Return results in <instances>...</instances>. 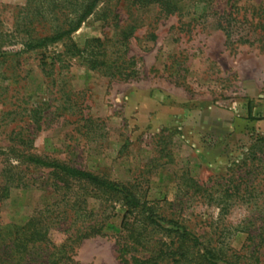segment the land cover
I'll return each mask as SVG.
<instances>
[{
    "label": "rangeland",
    "instance_id": "374dc122",
    "mask_svg": "<svg viewBox=\"0 0 264 264\" xmlns=\"http://www.w3.org/2000/svg\"><path fill=\"white\" fill-rule=\"evenodd\" d=\"M106 1L71 39L83 48L130 32L138 75L127 81L58 57L61 44L16 55L12 25L25 0H0V170L7 160L29 183L0 205V231L65 197L76 207L51 230L52 243L96 223L101 235L74 245L73 262L121 264L124 208L116 198L81 183L55 193L48 170L19 165L18 155L28 154L121 184L177 213L204 245L240 264H264V0H218L205 10L182 0L172 16L112 0L118 27ZM217 198L232 206L222 212Z\"/></svg>",
    "mask_w": 264,
    "mask_h": 264
},
{
    "label": "trees",
    "instance_id": "16d2710c",
    "mask_svg": "<svg viewBox=\"0 0 264 264\" xmlns=\"http://www.w3.org/2000/svg\"><path fill=\"white\" fill-rule=\"evenodd\" d=\"M181 1L129 0V3L136 10L156 7L164 16H172L177 13ZM214 1L218 0H196V5L202 4L205 10ZM101 2L102 0H85L78 6L77 0H25L24 5L17 8L12 25V33L18 37L21 45L16 55L39 53L52 45L61 44L62 52L58 57L76 60L88 71L101 74L109 81L135 78L138 75V62L128 56L127 41L131 36L130 32L122 31L116 40H87L83 48L77 47L71 39ZM106 2L108 17H111L114 27H118V16L110 8L112 0ZM226 17L229 21H234L231 12ZM260 27L264 29V21ZM225 36L229 40L228 32ZM42 64L45 68L46 64ZM17 161L19 165H26L25 169L32 166L48 170L51 177L50 188L55 193H64L72 183H81L115 197L124 208L116 237L121 264H240L234 255L228 256L217 246L204 245L202 237L185 226L177 213L166 214L161 207L142 201L135 192L121 184L101 179L64 163L28 154H19ZM6 162L0 170V205L9 198L13 189L24 188L29 184L25 182L23 171H19L18 166L14 167ZM216 186L220 188L221 185ZM196 191L205 193L207 190L198 186ZM228 192L225 191L224 195L228 196ZM62 202L65 203L61 208L64 210H58ZM68 203L65 202V197H61L59 201L36 211L23 225L13 226L9 231H0V264H75L72 260L74 245L100 236L103 227L95 223L82 228L84 224H81L63 243L53 244L49 234L65 221ZM75 204L76 202L70 205V212L75 209ZM214 204L222 206V212L232 206L226 200L219 201L218 198ZM210 205L209 203L208 206ZM77 208L80 211V206ZM71 227L72 224L66 231ZM233 258L236 260L233 261Z\"/></svg>",
    "mask_w": 264,
    "mask_h": 264
}]
</instances>
